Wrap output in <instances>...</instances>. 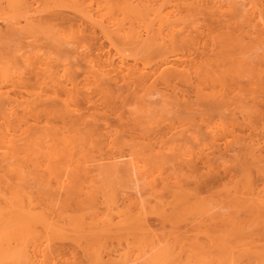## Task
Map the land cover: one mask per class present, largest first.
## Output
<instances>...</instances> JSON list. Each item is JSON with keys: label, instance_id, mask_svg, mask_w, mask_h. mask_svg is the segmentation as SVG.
<instances>
[{"label": "bare ground", "instance_id": "6f19581e", "mask_svg": "<svg viewBox=\"0 0 264 264\" xmlns=\"http://www.w3.org/2000/svg\"><path fill=\"white\" fill-rule=\"evenodd\" d=\"M263 1L0 0V264H59L58 261L62 257L60 249L56 244L57 242L66 241L73 243L80 252V259L71 264H136L137 257L134 242L136 231L140 224L136 218L135 211L137 207L142 205V202L145 201L144 203H147L148 197L146 198L145 195H149L148 192L150 191L148 190H152L151 187L153 188L155 183L154 188L157 187L158 182L159 186L161 183L162 186L168 187L169 185L186 183L184 180H189V177L186 178L187 175L191 176V172L194 170L193 168L190 171L192 169L190 164L194 165L198 161L202 162L203 159L204 161L206 160L207 164L208 162L210 163L208 161L211 159L209 156L214 151L212 150V153L209 154L208 150L212 149L209 143L216 144L217 146L215 145L214 147L217 149L219 148L220 142L218 144V141H220L221 137L222 140L225 138V147L226 141L231 139L230 141L232 142L235 136L233 147H231L230 141L227 142L231 147L229 149L228 145V150L231 152L236 145L238 147L235 149V152L236 150L238 151L236 152L238 153L237 156L241 154L238 156L241 158V162L239 158L233 159L236 156L233 149L232 153H230L233 168L228 167L232 169L238 168L239 170L246 169V164L244 163H246L248 158L250 159V156L247 155L251 153V156H254L256 152L258 154L261 152V146L260 144L258 145L259 142L257 141H260L261 138L264 140V126L260 127L262 122L264 125V121L261 120L260 124L258 120L260 118H257V115L253 119L252 115H255L253 112L257 110L253 111L255 108L252 110L251 106L246 105V102L244 103L243 99H240L246 106L241 105L240 111L238 109L242 102H237L238 108H236V105L233 106L237 109V117L241 121L238 122V119L236 120L235 116L233 117L235 115L233 113L235 112L227 109V105L226 107L224 106L226 103L222 105L229 97L227 98L226 96V100L225 97L222 99L223 93L221 95L214 91H211L213 94L215 93L214 96H212V93V95L207 96L208 93L205 90L206 88L209 89L210 86L212 87L213 83L216 84L213 87L217 86V83H219L218 85L221 84L222 78L219 70V74L215 75V79H218V81L210 78L209 73L211 71L212 73L213 71L217 72L219 68L225 69L227 65L230 67L227 63L228 61L226 62L225 60H231V58H235L232 59V63L230 62L231 66L233 64L232 69L236 70L239 66H242L240 67L242 70H244V67L246 68L245 74L240 68L241 72H239V69L237 71L239 74H235V70L227 73H231L230 75L235 74L236 78L241 73L243 74V78H245L241 80L245 81H242V85L241 83L239 84L240 87L244 84L246 85L245 82H252L249 84H251V87L254 86L253 81H251L252 78H254L257 87L260 81H264L262 78V76L264 77V72H262L264 68H261L264 66L262 65L264 62V18L262 17L264 8L258 9L261 12H257V8L263 7ZM204 4L209 6L214 5L215 9L218 6L219 10L217 9V14L224 15V13H227L236 17L238 19L236 21L237 25L234 24V26L237 29L234 30V26H230V28L229 26H223L226 29H230H228L227 33V30H225L224 36L228 35L229 31L238 30L237 32L242 37L238 33L234 34L232 32H230V36L228 35V40L226 39L227 36H223L225 40H223V37L220 39L219 33L217 36H211L212 38L215 37V41L209 37L208 40L212 39L214 41L210 42L207 40L208 46L206 48L209 47L208 49H211V52L212 47L214 49L217 44H222V47L232 42L229 44L231 45L230 51L227 47L224 49L228 51V54L231 53L230 56L233 57L229 58L230 56H228V59L225 58L223 61L221 58H224V56H222V53L220 56L219 46H216L215 49L219 50V56L217 55V51L213 52L212 55L210 51H206L212 56L209 58V64L215 63V67L213 66L214 70L211 66L212 70L209 67L211 71H208L205 67V62L202 65L201 60L197 59V57L200 59L203 57L197 56L195 60L194 58L193 61L191 60L192 62L195 61L192 64L196 67L192 66L191 62L189 63L194 68L192 70L189 68L193 71L192 73L189 69L187 71L184 67L180 68L178 63L180 57L175 51L176 48L179 50V48L187 46L188 48L184 47L181 50L187 51L185 48L188 50L192 49L191 51L195 53L194 48L198 46L195 44L198 43L196 38L198 35L195 36V34L199 29L195 28V30L194 27L198 26L197 24L193 26V23L199 18L195 17V19L190 21H185L184 18L187 14L192 16L200 15L203 12L201 6ZM115 8H118L117 14L114 11ZM209 8L212 9V7ZM41 13H45V15H41ZM69 14L72 18H76L79 21V25L77 24L78 26L75 29L71 27L68 29L60 28L59 25L61 24L55 23V21L64 23L66 22L64 21L65 17ZM119 14L123 15L122 18L126 17L128 19L123 18L125 21L127 20L126 24L123 25L121 20L117 22ZM221 17L219 18L221 19ZM221 22L227 23V20L223 19L222 21L221 19ZM188 24H192L193 28H188ZM81 25H89L91 29L87 26L90 29L87 30L89 32L92 31L93 35H95L94 32L100 33L96 34L97 36L95 35V37L89 38L100 39L99 35H101V38L107 41L110 50L104 56L102 63H97L87 53L89 50L85 46L87 45L85 42L88 40L85 41V35H82L84 28L80 27ZM125 25L126 27H124ZM78 31L81 32L80 35L82 37L78 36ZM192 31H194L193 36L196 38L195 42V38L191 35ZM234 37L239 39L234 40ZM229 38L234 42L231 40L230 42ZM82 39H84V42ZM91 39L89 42L92 41ZM216 39L222 43L220 44ZM243 39H247L246 43H251V45L252 43H254V46L256 44L258 48L257 46H253V52L249 45L251 54L250 50H247L249 49L248 45L245 44ZM93 42L91 44H95L96 41ZM209 42L213 45H211V48ZM242 44L246 45L244 47H247L245 49L249 54H246V50L242 54L237 50L240 52L238 53L235 47V49L232 48V45L237 47ZM192 45L193 47L196 46L192 48ZM229 45H227L228 48ZM256 49L259 50L257 51ZM190 52H186L187 56H189ZM233 53L238 57H234ZM215 54L219 57V59H216L218 62L212 61L213 57L218 58ZM244 54L247 56H244ZM197 60L201 64L196 62ZM220 60L224 64V67L220 66L222 65L219 63ZM234 60L239 65L237 67L235 63L236 68H234ZM260 62L261 64H259ZM196 63L197 65H195ZM258 64L260 66L257 68H261L262 70L259 73V71L256 72L258 69H255L257 75H253V69H251L253 67L251 66L256 68L255 66H258ZM190 65L189 67H191ZM216 65L220 67L217 68ZM229 67L228 69L231 68ZM227 70H224V72H227ZM212 73L211 77L215 74ZM190 76L193 77L191 78ZM231 77L230 79H232ZM240 78H242V75ZM196 79L199 81L197 84ZM192 80L195 84L191 85L195 87L191 92H196L192 96L197 97L196 100L204 99L203 103L209 100L207 104L213 103L218 98L222 99V101L224 100L221 102V105L218 104L220 100L216 102L219 106L227 109V115L223 107L222 109L221 107H217L216 102H214L215 105L213 104L215 107H211L214 111L207 112L209 110L207 104L201 106L204 108L207 105L205 106V108L208 107L207 113H218L219 110L222 114L218 116L224 118L223 116L225 115L226 120L234 118L233 120H236L237 124L240 123L244 127L250 125L248 129L253 130L250 131L252 133L257 127H260L256 133L257 136L255 135L256 140L254 139L258 145L256 146L257 149H254L256 148L255 146L248 148V145L251 143L254 145V137H248L247 140V138L242 139L240 136L234 135L236 134L233 132L235 128L233 127L232 129L230 127L233 126V120H231V124L229 119L227 121L233 135L231 131L224 130V128L228 129L225 121L220 122V128H215L212 125L214 129L208 126L209 129L207 124H202V126L195 124L196 117H194L195 120L191 117L194 116L192 112L197 111L198 107L192 108V102L189 105L187 104V100L183 102L181 99V101L175 96L176 94H173L176 99H174V96L169 97L170 95L167 96L168 91L166 93L164 92L166 90H163L164 86L167 89L171 86L174 87V89L170 87L174 91L177 88L173 85L174 82L176 85L180 84L178 83L179 81L184 82L185 86H187L189 83H192ZM241 80L239 79L240 82ZM148 81H150L149 84ZM153 81L161 83L159 85L158 83L156 84L161 88L162 92L160 89H157L158 86ZM231 81L233 82V80ZM151 83L155 85H150ZM200 83L203 85H200ZM207 83H212V85H208ZM261 83L259 87H263L261 89L257 88L258 91L254 90L255 86L252 87L254 91L249 87L253 93H261L260 95L264 97V85L263 83L261 85ZM236 84L238 85V83ZM236 84L232 86L236 87ZM155 86L156 89L154 88ZM202 86L204 89H202ZM239 86L236 87L237 89L232 88L233 91L236 90V94L240 91L238 90ZM151 87L153 88L151 89ZM188 87L189 89L192 88L190 84ZM158 91L160 92L158 93ZM243 91L241 88V92ZM93 93L96 96H91ZM122 94L127 98V104L131 105V109L127 112L130 123L135 126L138 125V120L143 122L140 121L142 125L140 123V126H138L140 127L138 130L140 132L141 129L142 134L151 135L156 130L164 132V130L170 127L168 125L173 124L171 122L175 120L180 122L181 125L175 122L180 129L173 126L175 124L171 125L175 129L170 127L169 130H174V132L170 131L172 133L168 134V138H166L167 134L165 133L169 130H166L165 133L159 132L161 136L166 135L164 141H168V143L165 142L167 147L163 148L165 151L160 152L162 149L161 144L165 145V143L161 140L163 137L159 136L162 143L160 144V140L155 139L158 145L160 144L161 146L159 151L156 148L157 153L155 152L156 149H153L152 144V146L149 145L151 148L147 147L148 143L151 142H149L150 138H148L149 140L147 139L148 143H146L147 141H142L143 139L141 140L142 142L138 140V142H144L143 147L148 148H144L147 149L148 155L142 153L141 144H137L136 139L134 140V145L140 147L133 146L132 141L131 146L129 144L125 145L130 149L127 152L123 149L122 152L120 143L118 142V113L115 122L116 129H111L108 126L106 128L99 126L92 118L93 116L96 117L97 113L89 116H85L86 112L82 113L84 112V110L82 111V104H85V108L90 109V106L94 107V102H96L92 98H96L97 102H100L99 106L101 110L103 109L102 111L105 112L100 114L106 118L107 114V116H110V113L107 111L113 112L115 109L116 111L118 110L117 108L119 107L116 106V108L115 105L118 104V97ZM155 94L158 98L152 99L153 96L155 97ZM216 95L219 97L217 98ZM185 96L191 98L190 95L186 94ZM210 97H216L217 99L214 98L211 101L212 98ZM201 102L199 104H202ZM132 105H134V108ZM187 105L190 106L188 107L191 111ZM122 106L124 105L122 104ZM179 106L186 107L190 111L188 113L186 110L183 114V117L186 115L185 117L188 118L184 117L186 124L184 122L182 124L179 116L177 117L178 119H175V116L178 115ZM229 107L231 108V106ZM216 108L218 110H215ZM231 109L233 110V108ZM231 112L232 114H230ZM181 113H183V110ZM159 114L161 118H158ZM167 114H171V116L168 115L167 117ZM163 115L165 116L163 117ZM101 116L99 117L102 118ZM162 117L164 120L157 121L162 119ZM165 118H170V121L168 119L167 122ZM152 119H155V121ZM101 120L104 119L102 118L98 121L101 122ZM188 120L192 122L189 125L187 124L189 123L187 122ZM257 120L259 124H255L256 127L254 123H258ZM165 121L168 124L166 129V123L163 125ZM158 122L163 124H159ZM224 123L225 126H223ZM245 123L246 125H244ZM192 124L198 125L196 127H199V129L200 127L203 128V133L200 134L196 128L192 127ZM103 125L106 124L103 123ZM157 125L160 128L163 125L164 128L158 129ZM215 129H217L216 134L218 130L222 129V131H218V134L222 135H215L214 131H212ZM223 131L230 132V134L224 133V135L230 136L225 135L229 137L228 139L224 137ZM156 133H154V136ZM215 136L218 138H215ZM232 136L233 138H231ZM259 136L260 139L257 140ZM237 137L238 139H236ZM215 139H217V142H215ZM244 139L247 140L248 145ZM249 139L252 140H250L251 143ZM155 141L153 142L156 147ZM170 142L173 144V147ZM260 142L264 144V141ZM208 145L210 148H208ZM225 148L227 150V146ZM149 149H153L155 153L152 150L149 151ZM204 149H208L204 156L207 159L201 156L206 152ZM193 152H196L195 154L197 152L200 153L199 155L197 154L199 157L192 154ZM221 152H219V155H221ZM192 155H194L195 162ZM219 155L217 154L219 161L223 163V167L225 166V169H229L226 167L229 163L227 165L224 163L226 161L225 158H227L226 155H224L225 160H223V155H221L222 158ZM189 156L192 157V162L194 163H191L192 159ZM217 156L214 158L215 160H218ZM246 156L248 158L243 160ZM200 158L202 160H199ZM229 158L227 159L228 162H230ZM151 159L154 161H151ZM147 160L149 162H146ZM219 161H214L212 158L211 163L214 162V165H212L215 167L211 163L210 165H205L208 166L207 168L216 169L219 165L222 167ZM150 162L151 164H156L153 167L154 170L158 168L155 170L158 174L153 169L150 171V168L153 167H146V164ZM231 162L229 165H231ZM195 167H197L196 164ZM186 170L190 171L187 175L184 173ZM97 172L98 174H102V177L99 178L98 174L96 176ZM154 176H157L158 182ZM191 179H194L193 176H191ZM177 187L179 188L180 186ZM143 196L146 200L143 199ZM114 239L118 241V249H111V240ZM258 245L259 250H256L257 252L249 251L251 247L246 250L237 249L226 252L222 261L224 260L226 264H242V261H245L244 259L249 256L252 257L253 264L255 263L254 261L258 262V264H264V242L262 246ZM258 247L255 245V248L258 249ZM252 249H254V246ZM150 250L148 252L144 250L142 253L144 264H153L152 255L155 252L153 254L152 252L149 253ZM160 253L163 255L166 252ZM154 255V258L161 256L157 252ZM199 261L195 260V262ZM210 262L214 261L211 260Z\"/></svg>", "mask_w": 264, "mask_h": 264}, {"label": "rangeland", "instance_id": "374dc122", "mask_svg": "<svg viewBox=\"0 0 264 264\" xmlns=\"http://www.w3.org/2000/svg\"><path fill=\"white\" fill-rule=\"evenodd\" d=\"M207 6H209V5H205L204 4V5L201 6V8H202V10H203V12L205 14L204 15L203 12H201L200 15L202 17L199 14H197L195 16L187 14L186 17L184 18L185 21L193 20V19H195V17L199 18L193 23V26H195V24H197V26H198V27H194V29L195 28L199 29L198 32H196V34H195V36L198 35V36H196V38H197V41H198L199 44L195 43V44L198 45L196 48H194L196 45L194 47H193V45L191 46L192 48H194V52L195 53H193V51H191L192 50L191 48H190L191 50H188L187 46H183L182 48L184 49V47H187L185 49L187 51H189V52L190 51L192 52V53L190 52V54H188L189 56H187V53H186L187 51H184V50L182 51L181 50L182 48L181 49L179 48V50L176 48V51H175V53L177 52L179 54L178 56L180 57V59L178 61L179 65H180V68L184 67V69L186 68L187 71H188L189 68L191 70L194 69L192 67V66H194V64H192V63H194L195 61L194 62H192V61H193V58L195 60L197 56L203 57L202 59L197 57V59H199V61L201 60L202 65H203V62H205L206 69H208V71H211L212 70L211 66H212V68H213V66L215 67V65H214L215 63L212 62L213 64H211V65L209 64V58H211L212 56H210L209 52H206V51H210L211 52V49L210 50L208 49L209 47L206 48L208 46V42H207L208 38L209 37L212 38L211 36H217V34L219 33L218 36L221 39L225 35V30H227L226 31V33H227L228 29L230 28V26L233 27L234 24L237 25L236 21L238 19L236 17H233V16H231V15H229L227 13H224V15L217 14V12L219 10L218 6H216L218 10L215 9L214 5L213 6H211V5L209 6V7H212V9L209 8V7H208L209 8L208 9ZM263 8H264V1H263V7L257 8V12L260 9H263ZM114 11L117 14L118 13V8H115ZM259 12H261V11H259ZM41 15H45V13H41ZM263 15H264V10H263V13H262V17L264 18ZM122 16L120 14L118 15V17H117L118 21L117 22H119V20H121L123 22V23L122 22L121 23L124 25V24H126L125 22L128 19L126 17H123V18L127 19L125 21L122 18ZM218 16L219 17L220 16H222V17L224 16L223 18L221 17V19H222V21H223V19L225 21L227 20V23L226 22L225 23L221 22V19ZM115 18H116V16H115ZM67 20H69V21L67 22ZM198 20H200V21H198ZM64 21H66L67 24H66V22L61 23L60 21H55V23L56 22L60 23L61 25H59V27L62 28V29H68L70 27L75 29L76 26L79 25V21H77L76 18H72V16L70 14L65 17ZM232 21H234L235 23L232 22ZM128 23H129V21H128ZM230 23H231V25H230ZM261 23H262V21H261ZM117 24H119V23H117ZM122 24H119V25H122ZM220 25H222V26H220ZM87 26L90 28L89 25H86V26L85 25H83V26L81 25L80 26V27L84 28L83 32H82V35H85V38H84L85 41L88 40V41L85 42V43H87V45H85V46L88 47L87 49L89 50V51H87V53L89 54L90 58H92L94 61H96L97 63H102L104 56L110 50L109 45H108L107 41H104V39L101 38V35H99L100 39H98V38L97 39L96 38L91 39L92 36L95 37L96 34L98 35L100 33H97V32L95 33L94 32L95 35H93L92 31L89 32L87 30V29H89V28H87ZM223 26H225V27L229 26V28L227 27L228 29H226ZM124 27H126V25ZM235 27L236 26L233 27L234 30L237 29ZM188 28H193L192 24L191 25L188 24ZM223 28H224V30H223ZM234 30L229 31V34H230V32H232L234 34L238 33L237 32L238 30L237 31H234ZM193 32L194 31H192V34H191L192 36L194 34ZM223 32H224V34L222 35ZM91 33H92V35H90ZM77 34H78V36L82 37V35H80L81 34L80 31H78ZM228 35H226L227 37L226 36H224V37H226V39H227L230 36V35L229 36ZM238 35L240 37H242L239 33H238ZM195 36H193V37L195 38ZM86 37H88V39H86ZM89 37H91V38H89ZM224 37H223V40H225ZM196 38L194 39V42H195ZM214 38H212V39L215 41ZM231 38H233V37L231 36ZM84 39H82V41ZM90 39L92 41L89 42ZM212 39H210L208 41L211 42V41H213ZM235 39H239V38H235L234 37V40ZM217 40L218 39H216V41ZM230 40L231 39L229 38V41ZM243 40L245 41V44L248 45L249 49H247V50H250L254 46V43H252V45H251V43L250 44L246 43L247 39H243ZM93 41H96L95 44H91V43H94ZM231 41H233V40H231ZM205 42L207 43V45H205L206 44ZM210 42H209V44H210L209 46L211 48L213 45ZM217 42L220 43V41H217ZM226 43H229V42H226ZM231 43H229V44H231ZM224 44H225V42H224ZM229 44H227V45H229ZM245 44L244 45L242 44L241 46L244 47V46H246ZM221 45H219V44L216 45V46H219L218 49L220 50V52H219L220 56L222 54H223L222 56H224V58L223 57L222 58L220 57V58L222 60L225 59V58L228 59V56H230L231 53L229 52L230 54H228V51H226L224 48L227 47V49L230 51L231 50V48H230L231 45H229L230 49L228 48L227 45H223L222 47H221ZM249 45L251 46V48H250ZM241 46H237L236 47V46L232 45V48L235 47L236 51L238 50V51H240L243 54V53H245V50H246L245 48H247V47L243 48ZM256 46L257 45L255 44L254 47H256ZM215 47H214V49H215ZM197 48H198V50H196ZM205 48H206V50H205ZM257 48H258V46H257ZM214 49L212 47L211 55H212L213 52L217 51V53H218V51H219L217 48L215 50ZM247 50H246V54L248 53ZM251 50L254 52L253 48ZM251 50H250V53H251ZM225 52H227L226 53L227 55L225 54ZM233 52H234V50H233ZM240 52H238V53H240ZM219 53L217 54L218 56H219ZM195 54H196V56H195ZM233 55H234V57H236L235 53H233ZM237 55H239V54H237ZM244 56H247V55L244 54ZM231 57H233V56H230L229 58H231ZM213 58H215V57H213ZM213 58H212V61H217L218 62V60H216V59H219V57L215 58V60H213ZM181 59H183V60H181ZM203 59H204V61H202ZM232 59H235V58H231V60H229V59L225 60L226 62L228 61L227 63L230 65L231 68L228 65L226 66V64H225V66L227 67V69H228V67L230 69L227 70L226 67H225V69L224 68H219L220 66L224 67L223 66L224 64H222V62L220 60L219 63H221L222 65L219 64L220 65L219 67H217L218 65H216V67L219 68V69L216 68L217 72L213 71V73H215V74H213L212 71H211V73L213 74L212 75L213 77H211V73L208 72L210 74V78H213L214 81H216V80L218 81V79H215V75L220 73L222 81L219 80L221 82V84L218 85L219 83H217V86H214V87H213V85H216V84H214L212 82L213 83V85H212V83H210L212 85V87L210 86L209 89L206 88L205 92L207 91V93H208L207 96L213 94L211 91H214V92L219 93L221 95L223 93L221 98L224 99L223 97H225V100L229 97V99H227L224 103H222V105H224L226 103L224 106L226 107V105H227V107H228L227 109H230V111H232V112L234 111L235 112V113H233V114H235V115H233V117L235 116V119L236 120L238 119V122L240 121V119L237 117L238 116L237 109H235L233 106H235L237 104V102H239V103L242 102L241 100L243 99L244 103L246 102L245 103L246 105H249V106L252 107V110L255 108L253 111L257 110L256 112H253L255 115H252V117H253V119H255L254 117L257 115L256 117L260 118L258 120L260 121V124H261V120L264 121V97H263V95L262 96L260 95L261 93L260 94L257 93V92L253 93L252 91H254L255 89H256L255 91H258L257 88H260L259 86H260L261 82L264 85V81H260L257 84V85H259L257 87L255 85L254 78H252L251 81H253V83H254L253 85L256 87L255 88L254 86H252V87H254V90L252 89L251 84H249V83H252V82H249V83L245 82L246 85L244 84L242 87H240L239 84L241 83V85H242L243 84L242 81L243 82L245 81V80H241V79H244L245 77L243 78V74L242 73H241L242 78H240L241 75L237 76V78H239L241 80V82H240L239 79H237L236 76H234V75L237 73L238 69L240 67H242V66H239L238 63H236L235 60H234L233 61L234 66L237 64V67L239 66V68L237 69L236 66H235L234 68H236V70L232 69L233 68L232 67L233 64L231 66ZM182 61H184V62L182 63ZM199 61L197 60L196 62H199ZM210 61H211V59H210ZM190 62H191L192 66L189 64ZM199 64H201V63L199 62ZM259 64H261V62ZM259 64H258V66H255L256 68H254V66H251V67H253V68H251V69H253L252 70L253 71V75H257L255 73V69H258L257 67L260 66ZM189 65L191 67H189ZM195 65H197V63ZM262 65H264V62H263ZM194 67H196V66H194ZM209 67H210L211 70H209ZM261 68H264V66L261 67ZM261 68H259L260 70L258 69L256 72L259 71V73H260V71L262 70ZM190 69H189V71H191ZM240 69H239V72H241V70H242V69L241 70ZM213 70H214V68H213ZM218 70H219V73H218ZM224 70H227V72L225 71L226 74H225ZM233 70H235V74L234 75L233 74L230 75L231 73L227 74L229 71L231 72ZM245 70H246V68L244 67V70H242L244 74H245ZM191 72L193 73V71H191ZM262 72H264V70H262ZM237 74H239V73H237ZM193 76L195 77V75H193ZM230 77L232 79H230ZM216 78H218V77L216 76ZM262 78L264 79L263 76H262ZM152 79H154V78H152ZM219 79H220V77H219ZM78 80L80 81V79H78ZM196 80H194V81H196ZM209 80H211V79H209ZM231 80H233V82ZM150 81L152 82V80H150ZM150 81H148V84L150 83ZM153 82L155 84L158 83L157 81H153ZM198 82L199 81L197 80L196 84ZM154 83H151L150 85H152ZM159 83H158V85H159ZM178 83H180V84L176 85L175 82H174L173 85L175 86V88L177 87L174 91L172 90V89H174V87H171V86L170 87L172 89L170 87H168V89H167V87L164 86L163 90H166V91H164L166 93L168 91V95L166 93L165 94L167 96L170 95L169 97H173L174 96L173 94H176L175 96L178 99H180V100L182 99L183 102L185 100H187V104H189V105H191L190 102H192V104H193V105H191L192 108L198 107L197 111H193L192 112V114L194 116L191 117L192 119H194V117H196V121H195L196 123L194 122L195 124H199L201 126H202V124H207V127L211 126V129H212L213 128L212 125H214L215 128H217V127L220 128L219 127L220 122L221 121L222 122L225 121L226 124H227L226 126H228L227 121H228L229 118L227 117L228 119L226 120V118H225L226 116L225 115L224 116L222 115L225 119L222 118L221 116H218V115H221L222 113L217 108L215 110H218V113H215V112L207 113L209 111H212L213 110L212 108L215 107L214 106L215 105L214 102L220 100V103L218 102V104L221 105V102L224 101V100L222 101V99L218 98L219 96H217V95H219V94L216 95L218 99L216 97H214L215 99H217L215 101H213L214 100L213 97H210V98H212L211 101H213V103L210 102V104L212 105L211 106L210 104H207V103H209L208 102L209 100L206 101V99H205L206 102L203 103L204 99L196 100L197 97H195V96L192 97L193 95H195V94H193L195 91L193 93L191 92V91H193L192 89H194V87H195V86L192 87V85H191V84L194 83L193 80H192V83H189L190 86L192 87L190 89L188 87L189 84L187 86H185L184 82H180L179 81ZM232 83H234V84L238 83V85L236 84L235 86L236 87H238V86L240 87V88H238V90H240V91L237 92V94H236V90H234V91L232 90V88L233 89H237L236 87H233L234 84H232ZM262 83H261V85H262ZM210 84H208V85H210ZM119 85H120V83H119ZM158 85L156 84V86H158ZM200 85H203V84L200 83ZM156 86L154 87L155 89H156ZM162 86H163V84H162ZM249 86L251 87L252 91H251ZM152 88L153 87H151V89ZM164 88H166V89H164ZM241 88H242V90H244L243 92H241ZM157 89L158 90L160 89V91H161V88L159 86H158ZM202 89H204L203 86H202ZM160 91H158V93ZM153 92H155V91H153ZM259 92H260V90H259ZM186 94L190 95L191 98H189V96H185ZM224 94H225V96H224ZM214 95H215V93L212 96H214ZM91 96H96V95L93 93ZM175 96H174V99H176ZM226 96H227V98H226ZM156 97L158 98V96H156V94H155V97L153 96L152 99H154ZM93 99L96 100V102H94L95 103V106H94L95 108L92 105L90 106V109L87 108V107L85 108V106H84L85 104H82L83 105L82 111L84 110V112H82V111L81 112L82 113L86 112L85 116H89L91 114L97 113L96 117L95 116H93V117L90 116V117H92L99 126H102V127H105V128L108 126V127H111V129L112 128L116 129V127H117L115 125V122H116V115L118 113V142L120 143L122 152H123V149H125L124 151H126V152L130 149V148L128 149L125 145L129 144V146H131L130 144L132 143V141H133L132 145L135 146L134 145L135 144V142H134L135 139H136L137 144L138 143L141 144L142 153H144V154L148 155V153L146 152V150L148 149L147 147H150L152 145H153L152 147H154L153 149L158 148V151H159V148L162 146V149L160 150L161 153H162V151H165L163 148L167 147L165 142L168 143V141H164V137L166 135L165 136L164 135L161 136L160 133H159V132H161L160 130L159 131L156 130L154 132V133H156L158 131L155 134V136H154V133L151 134V135L144 134V133L142 134V130L140 129V132L138 130V128H140L138 126H140V123L142 122L141 120H138L139 123H138V125H135V126L130 123V120L128 119L129 115H128L127 112H128L129 109H131V107H130L131 105L127 104L128 100H127L126 97H124V94H122L120 97H118V104L115 105V107L116 106L119 107V108L116 107L118 110L116 111V109H115L113 111L114 113L112 111H107L108 113H110V116H107L108 114L106 116L104 115L106 118L102 117L101 116L102 114H100V113H105V112L102 111L103 109L101 110V108L99 106L100 102H97L98 100L96 98H92V100ZM180 100H179V102H180ZM120 101H121V103L124 106H122V104L119 103ZM170 101H171V98H170ZM188 101H189V103H188ZM200 102L202 104H199ZM204 104H207L209 106V110L208 111H207L208 107L205 108V106H207V105H205L204 108L201 107ZM218 104L216 102V105H218ZM245 104H243V102H242L240 104V106H239L238 111H240L241 105L244 106ZM189 105H187V107ZM219 105L217 107H221V109H222L223 106H219ZM86 106L89 107V105H87V104H86ZM133 106L134 105H132V107ZM158 106H156V107L158 108ZM229 106H231V108H233V110ZM237 106L238 105H236V108H238ZM97 107H98V109H97ZM121 107H122V109H121ZM181 107L182 106L178 107L179 108L178 113L176 112L178 115L175 116L176 117L175 119H178L177 117L179 116L182 124H183V122L186 124V122H185L186 120H184V119L185 118L188 119V118L185 117L186 115H184V117H185L184 118L183 114L186 112V110L189 113L191 111V109L189 108L190 106L188 107L190 109V111L186 107L185 108L184 107L181 108ZM225 107H223V108L225 109ZM95 109H97V110H95ZM227 109H225V111ZM182 110H183V113H181ZM193 110H195V109H193ZM115 111H116V113H115ZM198 111H199V113H198ZM222 111L225 112L224 110H222ZM232 112L230 114H232ZM168 113H170V112H168ZM225 113L227 115V111ZM98 114H99V116H101L104 119V120H101V122L98 121V120L102 119V118H100L98 116ZM160 114H162V113H160ZM160 114H159L158 118H161ZM171 114L170 115L167 114V117H168V115L171 116ZM174 114H175V112H174ZM198 114H201V115H198ZM230 114H228V115H230ZM164 116L165 115H163V117ZM187 116H188V114H187ZM230 116H232V115H230ZM163 117H162V119L157 120V121L164 120ZM181 117L183 118V120H182ZM252 117H251V120H252ZM142 118L144 119V117H142ZM156 118H157V115H156ZM191 118H190V120H192ZM105 119H107V120H105ZM139 119H141V118H139ZM165 119H167V118H165ZM168 119L170 121V118H168ZM168 119H167V122H168ZM233 119L234 118H232L231 120H233ZM152 120L155 121V119H152ZM190 120H188L187 122H189ZM231 120L229 119V122ZM236 120H233V122L236 123L235 126H234V123H233V126H230V125L229 126L232 127V129L234 127L235 129L233 130V132L236 133L234 135H237L238 137L240 136V138H242V139L243 138H247V140H248V137H250V138L254 137L253 138V141H254V139L257 136L256 133L259 131L258 129H260L261 126H264L263 122H262V125H260V127L258 128L255 125V124H259V122L257 120L258 123H254V125L257 127V129H255V130H257V131L255 132V130H254L255 133L254 132L252 133L250 131H253V130L248 129L250 125L249 126L247 125L248 127H244L240 123H239L240 125L237 124L238 122ZM146 121H147V119H146ZM171 121H173V120L171 119ZM255 121H253V122H255ZM175 122L176 123L178 122L177 124H180V122L176 121V120L174 122H171V123H173L175 125H173V124L168 125L166 123V121L164 122V124L161 123V122L160 123L163 124V125H165V123H166L165 129H166L167 125H168V127L169 126L170 127L175 126V127L178 128L179 126H177ZM242 122H243V120H242ZM103 123L106 124V125H103ZM142 123H141V125H142ZM191 123L192 122H189L187 124L189 125ZM231 123H232V121L230 122V124ZM163 125L161 126V128L157 125L158 129H162ZM171 125H173V126H171ZM244 125H246V123ZM196 126H198V125H193L192 124V127L196 128V130H198V132L200 134L203 133L202 132L203 128L200 127V129H199V127H196ZM223 126H225V123H224ZM229 126H228V129H230V130L225 129V128H224V130L231 131V133H232V129L229 128ZM170 127L168 129H166V130H169ZM175 127H173V129H175ZM186 127H189V126H186ZM205 128H204V130H205ZM178 129H180V128H178ZM166 130H164V132H161V133H165ZM216 130L217 129L212 130V131H214L215 135H219L218 134L219 130L217 131V134H216ZM170 131L174 132V130H169L168 132H166L165 133V134H167L166 138H168V136H169L168 134L169 133H172ZM220 131H222V129H220ZM227 131H223V135ZM227 133L230 134V132H227ZM221 135H219V136H221ZM225 135H227V134H225ZM225 135H224V137L229 136V135H227V136H225ZM232 135H233V133H232ZM139 136H140L141 139L139 138ZM142 136H143V138H142ZM146 136H148V137H146ZM150 136H153V137H150ZM159 136L163 137V139H161ZM229 137H227L226 139H228ZM238 137L236 139H238ZM148 138H150V140ZM159 138L161 140H163V143H165L166 146L164 144H161L162 141ZM215 138H218V137L215 136ZM231 138H233V136ZM234 138H235V136H234ZM234 138L232 139V142L230 141L231 139L230 140L228 139V141H226L225 147L227 146V150L224 147V143H225L224 139L225 138L223 140H222V137H221V139L219 138L220 141H218V144L220 142V144H219L220 146L218 145L219 148H217V149L214 147L216 144L213 145L212 143H209V145L212 146V149H210V151L208 149H204V151L208 150L209 154L212 153L211 152L212 150L214 152L212 153V155L210 154L209 157L211 159L208 160V161H210V163H211V160L213 158L214 161L218 162L219 161V157L217 156V154L219 155V152H221V151H222L221 155H223V156L226 155V157H227V158H225V156H224L223 160L226 159V161H227V159L229 157H231L230 153H232L233 149H234L233 152H235V149L238 148L235 145V147L231 150V152H230V150H228V145H229V149H231V147L234 146V143H233L234 140H235ZM120 139H121V141H120ZM147 139L149 140V142L150 141L151 142L148 143ZM155 139H157L158 141L160 140L159 142H160L161 146H160V144L158 145V143L155 141ZM259 139H260V136H259V138L257 140H259ZM129 140H130V142H129ZM138 140H140V141L142 140L144 142L147 141L146 143H148V146L147 147H145V146L143 147L144 142L141 143L142 141L138 142ZM215 140H216L215 142H217V139H215ZM247 140L244 139V141H246V142H247ZM250 140L251 139H249V142H250ZM153 141H155V145H157L156 147L154 146V142ZM229 141H230L231 147H230V144L227 143ZM260 141H264L263 138H261ZM260 141H257V142H259L258 145L260 144V146H261V152H260V148H259L258 150H259L260 153L258 154L256 152L257 153L256 154L254 152V150L251 148L252 151L256 155L254 154V156H251V153H250V155H247V156H250V159L247 156H246V158L243 159V160H246L248 158L247 159L248 161L246 160V163H244V164H246L245 165L246 169H243V170H239L238 168L232 169L233 168V165H232L233 161L231 162L232 157L229 158L230 159L229 161L231 162L232 166L229 165L230 162H228V161L224 162L226 165L229 163L226 166L227 168H229L228 166H230L232 168L225 169V166L223 167V163L221 161H219V162H220V164L222 165L223 168L220 167V165H219L218 168L216 167V169L215 168L214 169L207 168L208 166H206V165H210V163L207 161L208 162V164H207L205 162L206 160L205 161H204V159L202 160V158L207 159L206 157H204L205 154L207 153V151H206L204 153L202 152L203 153V155H201L202 158L199 159V160H202V162L204 161V163H202L201 161H198V162L194 163L195 162L194 155H192L193 159H194V162H192L193 161L192 157L189 156L192 159L191 163H194V165L190 164L192 166V169H190L191 167L189 168L190 171L193 170V168H194L193 172H191V174H192L191 176H193L194 179H191V176L187 175V174L190 173V171L186 170V172H184V173L187 175L186 178L189 177V180H190L189 181L188 179H185L184 181H186V183L183 182V184L181 183L180 185H169V187L168 186H162L161 183H160V186H159V182L157 180L158 178L156 179V177L158 175L154 176L155 179L158 182L157 187L154 188V186L156 185V183H155L154 186L152 185L153 188L151 187L152 190H148L147 189L150 192L145 190L146 192L149 193V195L148 194L145 195L146 198L148 197V200L146 201L147 203H144L145 201L142 202V205L137 207L136 211H135L136 218L138 219V222L140 224V226H138V229L136 231L135 242H134L135 254H136V257H137L136 264H144L143 263L142 253H143L144 250H146L148 252L149 249H151L149 251V253L152 252V254L154 252L155 253L157 252V254L159 253L161 255L160 252H162V253L166 252V253H163V255H161L159 257H156V258H154L155 257L154 254L155 253L153 255L151 254L153 256V264H159V263L160 264H194L195 260H197V261L200 260L199 261L200 263L199 262H195V264L196 263L197 264H205V263L208 264L211 260L214 261V262H210V264H226V262H224V260L222 261V258L224 257L226 252H229V251H232V250H237V249L246 250V249H249L250 247L251 248H250L249 251H251V252L252 251H256V250L258 251L259 250V247H258L259 245L258 244H260V246H262L263 242H264V151H263L264 150L263 149L264 148V144L262 142H260ZM254 142H253L254 145L250 142L251 146L248 145L249 143L247 142V145L249 146L248 148H250L252 146L253 147L254 146L255 147L258 146L256 141H254ZM232 143H233V145H232ZM137 146H135V147H137ZM171 146L173 147V144ZM138 147H140V146H138ZM144 148H147V149H144ZM208 148H210V146ZM153 149H151V150L154 152ZM254 149H257V147L254 148ZM136 150H137V148H136ZM151 150L149 149V151H151ZM217 150H218V152H217ZM258 150H256V151H258ZM139 151L141 152V150H139ZM158 151H157V149L155 150L156 153ZM195 151H197V150H195ZM236 152H238V151L236 150ZM236 152H235L236 156H234L233 159L239 158L240 162H241V158L238 157L241 154H239L237 156L238 153H236ZM154 153H152V154H154ZM195 153L193 152L192 154H195ZM197 154L199 155L200 153L197 152ZM197 154H195V155H197ZM149 155H150V153H149ZM188 155H190V154H188ZM221 155H219V156L222 158ZM216 156L218 157V160L214 159V158H216ZM196 159H198V158H196ZM152 160L153 159H151V161ZM146 162H149V161L147 160ZM213 163H211V165ZM149 164H151V162L147 163L146 167H148V166L153 167L155 163H152L153 165L152 164L149 165ZM195 164H196L197 167H195ZM212 166H211V168L215 167V166H213V167ZM154 167L153 168L149 167L150 171H151V169L154 170ZM157 169L155 168V170H157ZM155 172L158 174L157 171H155ZM97 174H98V172L96 173V176H97ZM98 175H99V178L102 177L101 176L102 174L99 173ZM96 176H94V177L97 178ZM177 186H180V187L178 188ZM96 189H98V188H96ZM146 198L144 199V196H143L144 200H146ZM111 241H112L111 242V247L112 248L110 246L109 247L111 249H115V248L118 249V244H117L118 241L115 240V239L111 240ZM56 245L60 249L61 257H62L61 260L58 261L59 264H71L74 261H76V260L78 261L80 259V257H79V253L80 252H79L78 248H76L73 243H70L69 241L57 242ZM255 245H256V247H258V249L255 248ZM253 246H254L255 250L252 249ZM147 248H149V249H147ZM162 257H165V258H162ZM160 258H162V259H160ZM159 259H160V261H159ZM251 259H252V257L247 256V258L244 259L245 261L247 260L246 261L247 263L245 261H242L243 262L242 264H245V263L246 264H253V262H252L253 259L252 260ZM203 260H205L207 262H205ZM248 260H249V262H248ZM254 262H255L254 264H258V262H256V261H254Z\"/></svg>", "mask_w": 264, "mask_h": 264}]
</instances>
